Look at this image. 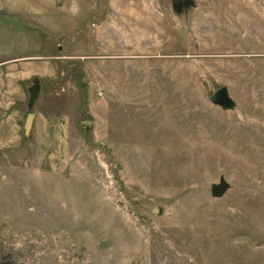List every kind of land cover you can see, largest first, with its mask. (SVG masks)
I'll use <instances>...</instances> for the list:
<instances>
[{
  "label": "rangeland",
  "instance_id": "obj_1",
  "mask_svg": "<svg viewBox=\"0 0 264 264\" xmlns=\"http://www.w3.org/2000/svg\"><path fill=\"white\" fill-rule=\"evenodd\" d=\"M17 4L0 59L38 69L23 118L63 148L0 145V264H264V0Z\"/></svg>",
  "mask_w": 264,
  "mask_h": 264
},
{
  "label": "crops",
  "instance_id": "obj_2",
  "mask_svg": "<svg viewBox=\"0 0 264 264\" xmlns=\"http://www.w3.org/2000/svg\"><path fill=\"white\" fill-rule=\"evenodd\" d=\"M17 1L18 4L22 2L23 5H15L14 10H17L16 7L22 8L19 10V12H22L20 13L21 15L25 10L23 9L24 2L29 0ZM26 57L28 56L25 54H18L9 58L0 59V70L2 69L1 66H4V68L6 67V71L8 70L9 73L13 74L8 76L6 73L4 76H0V145L18 144L22 140L24 134V106L28 102V100L27 102L25 100L24 82L31 77L35 70L38 71V69L33 68L30 63L25 61ZM35 77L38 76H34V78ZM28 84H26V87L29 90L30 85ZM28 98L29 97H27V99ZM36 111L37 110L34 112V120L32 121L30 130H35L34 136L36 142H38L37 146H39V160L46 163L49 162L50 156L56 155L55 157L58 158V160L52 158L51 161L57 162L61 156V154L58 153H61V149L63 148L62 122L48 123L42 121L43 127L39 129V126L35 123V119L38 116V112ZM50 125L51 129L53 128V133L48 131Z\"/></svg>",
  "mask_w": 264,
  "mask_h": 264
},
{
  "label": "water",
  "instance_id": "obj_3",
  "mask_svg": "<svg viewBox=\"0 0 264 264\" xmlns=\"http://www.w3.org/2000/svg\"><path fill=\"white\" fill-rule=\"evenodd\" d=\"M189 0H171L174 5H183L187 3ZM40 89V82L38 77L33 79V83L29 86V98L27 105L30 108L38 95ZM207 99L213 103L220 104L223 108H232L234 106L233 99L230 97L227 91L226 85L222 84L213 90L208 96ZM34 111L29 109L26 113L24 124H23V131L24 134H29L32 121L34 117ZM91 122L90 120H88ZM229 182L226 180L224 176H220L218 181H212L210 183V194L212 196H220L222 195L229 187Z\"/></svg>",
  "mask_w": 264,
  "mask_h": 264
}]
</instances>
